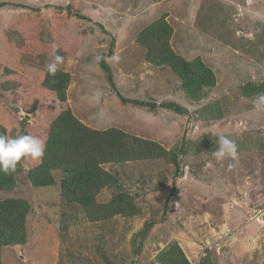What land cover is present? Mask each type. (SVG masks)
<instances>
[{
  "label": "rangeland",
  "instance_id": "1",
  "mask_svg": "<svg viewBox=\"0 0 264 264\" xmlns=\"http://www.w3.org/2000/svg\"><path fill=\"white\" fill-rule=\"evenodd\" d=\"M0 5V126L6 135L45 141L52 122L69 112L91 130L115 128L169 151L167 158L103 166L117 182L95 204L126 193L138 213L100 221L62 200L64 170H50L52 184L35 187L27 175L42 159L22 158L14 187L0 191V200L28 202L25 243L1 246L0 264H160L158 256L173 246L190 264L206 255L212 264H264V113L252 111L257 95L242 94L264 78V0ZM160 19L172 31L168 47L186 61L199 58L214 73L215 85L202 90L199 101L187 98L169 66L148 62L137 42ZM53 53L64 57L58 71L69 75L63 102L44 86ZM163 103L186 112L164 110ZM219 135L236 142L237 161L211 156ZM92 213L100 215L96 206Z\"/></svg>",
  "mask_w": 264,
  "mask_h": 264
},
{
  "label": "trees",
  "instance_id": "2",
  "mask_svg": "<svg viewBox=\"0 0 264 264\" xmlns=\"http://www.w3.org/2000/svg\"><path fill=\"white\" fill-rule=\"evenodd\" d=\"M2 7V5H0ZM172 33L170 26L160 19L144 28L137 37V42L145 47L148 62L156 66H169L181 82L183 93L191 101L201 99L202 90L213 88L214 73L207 68L199 58L186 61L176 55L168 47V37ZM100 67L109 74L104 60ZM69 75L58 71L56 75L46 74L44 86L55 91L60 102L65 101ZM264 93V78L258 85L247 84L242 94L252 97ZM120 102H124L119 98ZM141 105V103H137ZM146 107V105H143ZM153 105H150L152 108ZM164 110H173L176 114H185L186 110L176 104L163 103ZM0 133L5 130L0 126ZM46 151L38 167L28 172V179L35 187L50 185L53 182L50 170L61 169L64 177L60 181V194L67 204H77L92 221L109 219L115 216H128L138 213L133 205V199L126 193H120L103 205H96V196L106 187L117 180L103 169L106 164H120L156 158H167L169 151L151 140L125 135L118 129L104 131L91 130L74 117L71 113H61L50 125L47 133ZM45 156L48 160L45 161ZM170 162L179 174L177 155L171 153ZM15 172L5 174L0 172V191L11 190L16 182ZM94 206L100 215L92 212ZM29 204L22 199L7 198L0 200V247L6 245H20L25 243L24 227ZM150 224L146 225L149 229ZM160 264H190L178 246L166 249L157 258ZM198 264H212L208 255Z\"/></svg>",
  "mask_w": 264,
  "mask_h": 264
},
{
  "label": "clouds",
  "instance_id": "3",
  "mask_svg": "<svg viewBox=\"0 0 264 264\" xmlns=\"http://www.w3.org/2000/svg\"><path fill=\"white\" fill-rule=\"evenodd\" d=\"M95 59L99 61L102 57L98 55ZM111 59L118 62L120 57L119 55H113ZM63 62V56L53 53L46 64L47 74L54 77ZM252 111L257 114L264 113V93L258 94L253 99ZM215 145V150L211 152V156L216 161L222 162L225 159L238 160L237 144L230 137L219 135L215 140ZM45 151L46 142L38 136L17 135L13 137L0 133V172L5 174L15 172L17 164L22 158L40 160L44 157ZM234 166V163L229 164V168Z\"/></svg>",
  "mask_w": 264,
  "mask_h": 264
}]
</instances>
